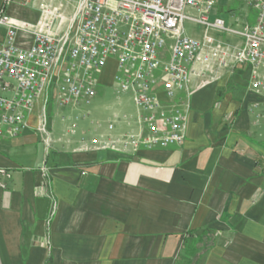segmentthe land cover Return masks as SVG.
Wrapping results in <instances>:
<instances>
[{"label":"crops","instance_id":"obj_1","mask_svg":"<svg viewBox=\"0 0 264 264\" xmlns=\"http://www.w3.org/2000/svg\"><path fill=\"white\" fill-rule=\"evenodd\" d=\"M241 2L242 28L256 17ZM39 4L0 0V11L34 23ZM228 4L212 18L235 9ZM114 71L110 62L91 115L83 103L48 112L40 98L26 127L0 141L9 175H0V264H188V234L203 230L210 239L197 264H264V112L252 86V71L264 81V62L194 77L184 142L126 152L100 147L143 129ZM43 114L48 143L37 130Z\"/></svg>","mask_w":264,"mask_h":264},{"label":"built area","instance_id":"obj_2","mask_svg":"<svg viewBox=\"0 0 264 264\" xmlns=\"http://www.w3.org/2000/svg\"><path fill=\"white\" fill-rule=\"evenodd\" d=\"M221 1L40 0L34 23L0 11V27L5 28L0 43V141L26 127L37 101L47 103L49 90L59 108L88 104L113 62V86L131 96L143 129L100 147L126 152L180 146L192 79L207 73L213 79L234 65L256 70L264 62V0H244L256 19L240 30L212 18ZM13 2L4 0L6 6ZM185 21L203 28L201 39L185 34ZM210 30L238 36L242 43L231 46L212 37ZM252 78L253 88L261 92L256 104L264 112V81L255 71ZM37 130L48 143L44 114ZM0 175L9 178L3 170Z\"/></svg>","mask_w":264,"mask_h":264},{"label":"rangeland","instance_id":"obj_3","mask_svg":"<svg viewBox=\"0 0 264 264\" xmlns=\"http://www.w3.org/2000/svg\"><path fill=\"white\" fill-rule=\"evenodd\" d=\"M17 2V0L14 1V3ZM229 4L231 8H235L234 10L230 11L231 14H228L227 11L225 14L220 15L219 17L224 21L226 27L231 28L233 30H240L241 27L237 24L238 23V18H240L241 14H243L246 11V6L244 3L241 2V0H229ZM228 4V5H229ZM9 6V5H8ZM19 7L21 8H30L31 5L29 4L27 7H24L20 4H18ZM229 6H226L224 9H228ZM241 13V14H240ZM254 17H256V13H250V20H254ZM184 29H185V34L187 36L193 37L195 39H201L203 35V28L201 26H197L196 24L190 22V21H185L184 22ZM209 34L217 39H220L221 41H226L227 43H235L238 40H241L240 37L227 34L226 32H218L215 30H210ZM94 99H91L88 104H85V107L83 108L85 111H89L90 115L92 114V105H93ZM57 107L55 104L52 95H51V90H49L48 94V99L46 103V109L49 112L50 109H53ZM191 244V242H190Z\"/></svg>","mask_w":264,"mask_h":264},{"label":"trees","instance_id":"obj_4","mask_svg":"<svg viewBox=\"0 0 264 264\" xmlns=\"http://www.w3.org/2000/svg\"><path fill=\"white\" fill-rule=\"evenodd\" d=\"M209 235L210 233L207 230H203L198 234H188L191 244L187 254L189 257L193 255L192 259L188 260V264H197L198 259L201 257V251L207 249L206 244L210 239Z\"/></svg>","mask_w":264,"mask_h":264}]
</instances>
